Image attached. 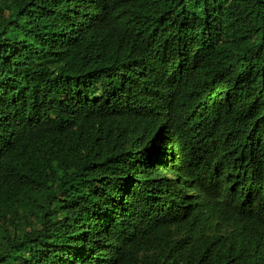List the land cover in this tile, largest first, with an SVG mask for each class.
Masks as SVG:
<instances>
[{
    "label": "trees",
    "instance_id": "16d2710c",
    "mask_svg": "<svg viewBox=\"0 0 264 264\" xmlns=\"http://www.w3.org/2000/svg\"><path fill=\"white\" fill-rule=\"evenodd\" d=\"M0 264H264V0H0Z\"/></svg>",
    "mask_w": 264,
    "mask_h": 264
}]
</instances>
